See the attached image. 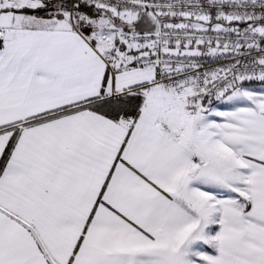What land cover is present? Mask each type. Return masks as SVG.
I'll return each mask as SVG.
<instances>
[{
    "label": "snow or ice",
    "instance_id": "snow-or-ice-1",
    "mask_svg": "<svg viewBox=\"0 0 264 264\" xmlns=\"http://www.w3.org/2000/svg\"><path fill=\"white\" fill-rule=\"evenodd\" d=\"M0 264H264V0H0Z\"/></svg>",
    "mask_w": 264,
    "mask_h": 264
}]
</instances>
